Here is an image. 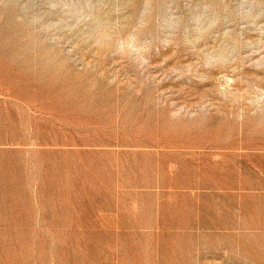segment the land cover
Returning <instances> with one entry per match:
<instances>
[{
  "label": "rangeland",
  "instance_id": "obj_1",
  "mask_svg": "<svg viewBox=\"0 0 264 264\" xmlns=\"http://www.w3.org/2000/svg\"><path fill=\"white\" fill-rule=\"evenodd\" d=\"M0 264H264V0H0Z\"/></svg>",
  "mask_w": 264,
  "mask_h": 264
}]
</instances>
